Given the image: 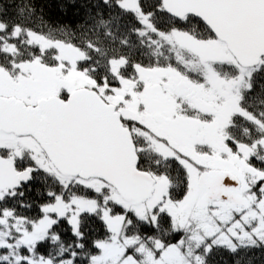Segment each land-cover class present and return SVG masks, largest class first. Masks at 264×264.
Wrapping results in <instances>:
<instances>
[{"label":"snow or ice","instance_id":"snow-or-ice-1","mask_svg":"<svg viewBox=\"0 0 264 264\" xmlns=\"http://www.w3.org/2000/svg\"><path fill=\"white\" fill-rule=\"evenodd\" d=\"M94 7L73 40L34 26L31 0L0 5V264H250L264 249V0Z\"/></svg>","mask_w":264,"mask_h":264},{"label":"trees","instance_id":"trees-1","mask_svg":"<svg viewBox=\"0 0 264 264\" xmlns=\"http://www.w3.org/2000/svg\"><path fill=\"white\" fill-rule=\"evenodd\" d=\"M13 0H0V5L7 6ZM20 3L21 0H16ZM37 9L36 27H40V21L44 22L47 28H59L72 33L71 39L75 40L80 36L81 31L88 25L90 17L95 12H105L103 7L95 8L94 6L101 3V0H31ZM9 12L12 10L9 9ZM39 195V190H34L29 197L35 200ZM38 209L33 208L28 212L29 215H36ZM65 239H70L71 234L68 231L67 224L61 226ZM86 231L89 232L90 239L103 238L104 228L102 223L96 219H89L87 222ZM250 264H264V249H253L248 253ZM213 264H235V258L227 252H220L213 257ZM247 264V261L245 262Z\"/></svg>","mask_w":264,"mask_h":264}]
</instances>
